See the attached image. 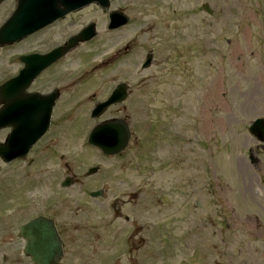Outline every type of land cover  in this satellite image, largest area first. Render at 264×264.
Returning a JSON list of instances; mask_svg holds the SVG:
<instances>
[{
	"label": "rangeland",
	"instance_id": "rangeland-1",
	"mask_svg": "<svg viewBox=\"0 0 264 264\" xmlns=\"http://www.w3.org/2000/svg\"><path fill=\"white\" fill-rule=\"evenodd\" d=\"M203 4L212 11L210 16L201 10ZM11 6L13 1L0 9V25ZM110 10L129 18L119 31L107 30ZM90 23L96 36L60 61L57 73L52 71L55 82L43 81L64 87L68 96L67 73H71L70 123L62 119L53 123L54 157L47 159L41 152L44 143H39L28 157L33 165L27 160L0 161V237L8 213L12 220L34 213L21 212L13 200L8 203L7 196L14 197L6 196L8 188H22L27 202L35 201L42 193L37 175L50 172L58 175L52 194L59 202L70 198V212L77 217L96 215L98 205L105 203L108 223L113 220L109 209L113 200L129 201L138 211L137 201L146 208L147 200H153V226L164 227L169 235L155 233L152 244L132 252L137 264H264L260 209L264 210V190L261 197L245 191L247 175L252 176L248 150L256 145L248 127L254 119L264 118V0H110L105 12L92 4L59 21L52 30L56 38L39 36L42 49L49 42L61 44ZM38 47L34 37L1 48L0 84L20 70L19 55ZM149 52L151 66L141 70ZM113 79L129 86L127 100L100 119L89 118L93 105L113 89ZM73 116L80 118L73 121ZM112 116L128 122L131 136L124 152L105 157L86 139L94 125ZM169 124L183 131L177 147L169 138L168 148L164 144L160 127ZM5 134L0 131V142ZM157 135L163 142L154 147ZM256 158L264 164L262 150ZM62 161L70 164L75 179L70 191L60 186L63 176L56 164ZM92 167L104 172V179L87 178ZM252 183L256 189V180ZM102 186L107 189L103 198L89 196ZM131 205L125 213L132 211ZM140 221L138 227L146 226V220ZM255 223L262 234L256 233ZM127 226L122 220L111 225ZM182 236L186 245H179ZM167 237L175 248L162 249ZM121 247L122 243L108 245V264H127ZM78 251H73L74 264H93L83 251L75 254ZM3 254L4 249L0 264Z\"/></svg>",
	"mask_w": 264,
	"mask_h": 264
},
{
	"label": "flooded vegetation",
	"instance_id": "flooded-vegetation-1",
	"mask_svg": "<svg viewBox=\"0 0 264 264\" xmlns=\"http://www.w3.org/2000/svg\"><path fill=\"white\" fill-rule=\"evenodd\" d=\"M12 1L14 2V6H15L16 0H4L0 4V9H5V7L8 8ZM13 9L14 7L12 8V6L10 10L7 9L9 13L6 19L12 13ZM80 10L70 13L65 17H63L62 19L57 20L51 23L50 25H47L46 27L22 39L19 43L25 42L35 37V44H37L39 47L38 49L35 48L33 50L23 52L21 55L17 57V61L20 65V69L25 68V63L23 61V58H27L29 56H34V55L40 57L39 65L42 66L44 61L43 58L46 55H48L58 47L62 46L67 41L68 38L77 34L80 30L68 36L61 44L58 43L54 44L49 42L44 49H42L44 41L42 38L39 37L42 35H46V37H48L49 35H54L56 38V34L52 33V30L53 28L56 27V24L59 21L65 20L67 17L71 15L79 13ZM101 10L104 12L106 11L104 9ZM108 14L109 12H107V21H108ZM117 30L119 31L120 29ZM52 37L53 36H51V38ZM13 45L5 46L2 48L4 49V48L12 47ZM82 45L84 44L82 43L79 44L75 49L79 48ZM69 54L70 52L67 55ZM66 56H64L63 58H65ZM63 58L42 68L39 71V73L30 82L27 90L25 91V94H34L38 96L37 108H39V113H40L39 117H41V120L43 119L45 120L46 117L48 119L46 130L38 139V141L31 147L26 158L22 160V162L27 160L26 163L29 165H33L34 160L30 158L28 159V157L31 155L33 148L38 147L39 143H44L41 152L47 153L46 155L47 159H51L54 157L55 150L57 149V147L55 146L56 136L53 135V131H52L54 121L56 120L60 121V119H62L63 121L66 120L68 121V123H70V77H71L70 71L69 73H67V77L69 80L67 87L68 96L64 92L65 91L64 87L59 88L58 85L49 86L47 82H43V81L55 82L56 76L54 73H52V71L55 70V73H57V69L60 65V61ZM81 75L83 76L84 74H80L79 76ZM11 78L12 77H8L6 80H3V82H6ZM114 82H115L114 87L110 91L108 96L119 84H124L125 85L124 87L126 88L125 89V94H126L125 101H126L131 92L129 86L123 81L117 82L116 79H113V83ZM38 83H39L38 85L39 88L34 89L33 87ZM108 96H106L102 101L106 100ZM173 96H175V94H173ZM173 100L175 103V98ZM135 101L140 102L139 99H136ZM99 102H96L93 105V107ZM121 104L122 103L114 105L112 107ZM108 109L103 114H105L108 111ZM47 111L48 113H46ZM102 116L103 115H101L97 119H100ZM77 118H74L73 116V121H75V119ZM113 118H122V117L112 116L101 120L100 123L105 122L107 120H111ZM160 130L163 131V133L165 134L164 144L166 148H168L169 146L168 138L170 139L171 143L175 144L176 147L179 145L181 140V132H183L181 131L180 126L175 127L169 124L164 128L160 127ZM5 131H6L5 134L6 137L10 132V129L7 128L5 129ZM157 142L158 143L154 147H157L158 144H161V142H163V136L157 135ZM255 142L256 145L254 149L249 148L248 150V160H249L248 164L252 176L250 174L247 175L246 181L248 182V187L245 186V191L248 190L249 194L252 195L254 194L255 196L261 197L263 195L261 189L263 188L264 190V164H262L256 157L258 156V151L262 150L264 152V146L260 145L256 140ZM60 159L62 160L63 157L61 156ZM251 160H253V162ZM56 167H57L56 170L59 173H61V175L63 176L60 182L61 188H63L62 183L64 182L65 178H69V180L72 178L73 183L75 184L74 176L70 170V164L62 161L61 164L57 163ZM215 170L216 169H214V171ZM86 176H89L87 178H90L91 176H100L102 177V179H104L105 173L100 172V170L97 169L91 175L86 174ZM36 179H37V187H39L38 190L40 189L42 193L39 194L37 197H35V201H30L28 203L27 200L20 193L22 188L17 189L15 186H11L10 188H8L6 192V196L9 193L14 194L13 198L11 194L7 196L6 201L8 203H12L13 200L14 202H16V204H18V207L22 209L21 212H25L29 209H32L34 213L26 214L24 217H19V218L17 217L14 220L10 218L9 213L6 215L7 217L2 223L3 229L1 231L2 235L0 237V250L3 252L4 249V254L1 257L2 264H38V263L41 264L42 263L41 259L37 263H34L32 261L31 256H28L24 253L25 246L27 245V239H25L23 236L20 235L21 227L33 221L34 219H40L39 223H40L41 233H38V237H37L39 241L38 244L43 248H47L51 256L56 255V258L50 264H55V263L74 264L73 251L75 248L79 249V251L76 252L75 254L78 255L80 254V252L83 251L84 256H86V258H88L91 262H93V264H108L107 253H106V249L108 248V245L113 246L120 243H122L120 253L126 255L127 264H137L136 262L138 261V259L134 258L131 255L132 252H134V254H137L135 253V251H139L145 248L146 245L152 244L153 240L155 239L154 238L155 233L161 236L169 235V232L164 231L165 229L164 227L158 226L155 228L153 226L154 218L151 213V209H152L151 205L153 203V200H147L146 208L142 206V204H140L143 202L137 201L139 203L138 207L140 208V211L136 209V205L129 204V201L121 202L119 200H113L112 203L114 205V210L113 211L111 210L113 214V217H111V219L113 220H110L107 223L106 205L104 206L105 203L98 205V211H99L98 214L90 215L85 213L84 215L77 217L75 216L76 214L74 215L70 212L71 211L70 207L72 203L70 198L69 199L67 198L66 200L59 202L57 195L52 194L51 191L52 186H55L56 184L58 185L57 182L58 175L47 172V174H45V176H41V178H39V175H37ZM253 179L256 180V186H257L256 189H254L252 183ZM39 184L46 186L41 187ZM63 189L70 191L68 190L70 189V187H65ZM97 191L102 192V195L99 198H103L104 195L107 194V189L105 188V186H102L97 190L91 191L89 192V194ZM151 196L153 197V195ZM129 205H131L130 207L132 211L125 213V207ZM260 209L264 212V210L261 207ZM118 220H122L125 224H128V226L111 227V225ZM140 220H146L145 222L146 226L138 227L137 224H140V222H142ZM254 226L256 227L255 229L258 235L263 233V230L260 228L259 224L255 223ZM247 228L249 229L248 226ZM124 229L126 230V232H123ZM194 237L196 240L198 239L197 236ZM164 239L166 242L162 241V245H163L162 249H164V247L165 250L169 248H175V244L171 243L168 237ZM182 240L183 242L179 243V245L182 244L186 245L185 243L186 236L185 237L182 236ZM57 248L61 250V255H58L57 253L54 252V250L56 251ZM142 264L145 263L142 262Z\"/></svg>",
	"mask_w": 264,
	"mask_h": 264
},
{
	"label": "water",
	"instance_id": "water-1",
	"mask_svg": "<svg viewBox=\"0 0 264 264\" xmlns=\"http://www.w3.org/2000/svg\"><path fill=\"white\" fill-rule=\"evenodd\" d=\"M3 0H0V3ZM91 3H97L106 8L109 0H16V6L10 17L0 27V46L9 45L21 41L24 37L40 30L66 14L79 10ZM202 9L211 14L207 5ZM128 18L121 12L114 11L109 14V29H115L125 25ZM95 36L94 24H89L78 34L70 37L66 43L53 50L43 58V65H39L37 56L23 58L25 68L18 75L0 86V130L11 127L10 134L0 144V159L2 162H10L15 159H23L30 147L41 137L46 130L48 119L41 120L39 108H37V95L25 94L30 82L39 71L57 61L78 43L86 42ZM151 55H148L143 68L150 65ZM124 85H118L107 101L97 104L91 112V117L100 116L106 108L122 102L125 99ZM48 113V111L46 112ZM251 134L264 143V120H256L250 127ZM130 138L128 125L121 119L97 124L88 136V144L101 150L104 155H115L123 151ZM94 170H91L92 172ZM63 186L71 185V180H65ZM100 193H92L96 197ZM40 219L22 226L20 235L27 239L24 253L31 256L32 261L41 264H50L56 258L49 254L47 248L38 244ZM61 255L59 248L54 250ZM39 264V263H38ZM56 264V263H55Z\"/></svg>",
	"mask_w": 264,
	"mask_h": 264
}]
</instances>
